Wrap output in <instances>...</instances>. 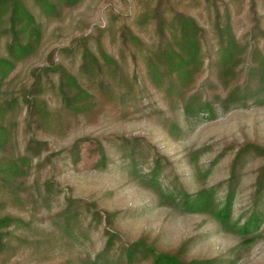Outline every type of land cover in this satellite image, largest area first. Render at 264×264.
I'll return each mask as SVG.
<instances>
[{"label": "rangeland", "instance_id": "rangeland-1", "mask_svg": "<svg viewBox=\"0 0 264 264\" xmlns=\"http://www.w3.org/2000/svg\"><path fill=\"white\" fill-rule=\"evenodd\" d=\"M22 1L37 33L22 16L12 24L10 0L0 5L10 63L0 75V218H13L0 264H151L148 248L264 264V192L257 205L254 194L264 152L252 147L264 149V0H48L42 11ZM181 15L202 31L176 89L147 75L146 57L164 67L162 44ZM217 28L234 40L223 75L209 62ZM14 31L26 51L12 48ZM205 95L213 113L195 110ZM171 175L189 196L172 192ZM198 191L229 200L226 224L183 203ZM140 239L147 249L131 247ZM125 248L129 262L116 259Z\"/></svg>", "mask_w": 264, "mask_h": 264}, {"label": "trees", "instance_id": "trees-1", "mask_svg": "<svg viewBox=\"0 0 264 264\" xmlns=\"http://www.w3.org/2000/svg\"><path fill=\"white\" fill-rule=\"evenodd\" d=\"M5 1L8 0H0L1 3H5ZM37 5L39 6L40 10H46L49 7H51L48 0H35ZM12 5V14L10 17V20L12 24H15L16 19L22 16L24 18L22 27L25 26H31L30 32L31 33H37V24L35 17L30 13L26 6L24 5L22 0H10ZM5 5V4H4ZM1 10V6H0ZM164 22V19L160 22ZM24 25V26H23ZM162 25V24H160ZM202 31V29L199 27L198 23L195 19L189 17V16H179L178 19V25L176 24L173 26V29L171 28L170 32L172 35V39L165 40V44H162V52L160 54V57L164 59L162 62L163 68L159 67L158 64H153V61L150 57H146V70L147 75L150 76V73L153 71V80L159 84L158 80L161 81L160 84H167L170 83L172 86H175L176 89H179L182 85L183 80L188 77L190 71V64L191 62L197 57L199 53V33ZM216 34L214 36V40L216 44L218 45L217 49L218 51L215 52L214 56L209 57V62H214L215 65L219 68L218 72L219 74H224L225 72H222V67H225L229 64L233 57L232 53V45L234 43V40L231 36H226L223 30H220L217 28ZM14 34V44H12V48H15L18 51H26L28 49L27 45H21L18 42L17 39V33L16 31L13 32ZM93 60L95 57H93ZM10 65L9 61L6 59L0 58V75L6 73L7 67ZM215 69H217V67ZM157 74V75H156ZM2 76V75H1ZM66 76V75H65ZM157 76L159 78H157ZM260 81L264 86V77H260ZM65 80L68 84H72L74 86H77L76 80L74 77L67 75L65 77ZM86 94V93H83ZM82 95V94H81ZM244 100V98L242 99ZM194 101L192 96H189L188 100H186L184 106H183V112L189 113L191 110L190 104ZM197 113H201L202 111H207L209 113H213L214 111V103L210 100L208 95H205L201 101L197 104V107L195 108ZM164 115V114H163ZM3 127L0 126V137L3 135ZM252 147L259 152H264V149L259 148L257 145H252ZM160 156V155H159ZM104 157L105 154H102V157L100 159V163L104 165ZM159 163V160L157 159V162ZM190 162H187L184 167H187ZM235 164H233L231 175L232 178L235 177ZM13 163H4L3 169H1L6 175L4 176V180H6L9 175L8 173L13 169ZM191 172V170H190ZM151 180L152 182H156L157 179V170L153 169L151 170ZM194 172L192 171V175L190 179H193L195 177ZM229 176V177H230ZM170 182L173 185L172 192L177 191L180 193L181 196H189L190 194L188 192L184 191V183L182 179L178 175H171ZM157 183V182H156ZM158 184V183H157ZM257 187L255 189V204H258L260 196L264 192V165L261 168L260 173L258 174V177L256 179ZM194 197L190 200H184V204H186L191 209L196 210L197 212H209L212 213L215 220L218 223L226 224V221L229 218V200L226 201L223 206H218V204H214L213 198H211L208 194L198 191L197 193L193 194ZM185 198V197H184ZM215 207V208H214ZM212 209V210H210ZM256 209V208H255ZM114 214H112L110 217H112ZM256 216V215H254ZM13 222V218L6 216L0 218V250H2L3 246H5L6 239H4V229ZM241 231L247 230V225L240 228ZM107 233V231H106ZM107 244L110 245L112 242V235L107 233ZM7 243V242H6ZM145 243L140 239L137 240L133 245L131 246L136 247L137 245L144 246L146 249L148 248L147 245H144ZM107 245V246H108ZM152 253V263L151 264H223L222 258H215L214 260H203V259H192V260H182L176 255H171L169 253L163 252V251H157L154 248H148ZM124 256L126 262H129L133 258V249L129 250V248H125L124 251L119 253L117 256V260L122 259L121 256ZM121 257V258H120ZM229 264V261H228Z\"/></svg>", "mask_w": 264, "mask_h": 264}]
</instances>
